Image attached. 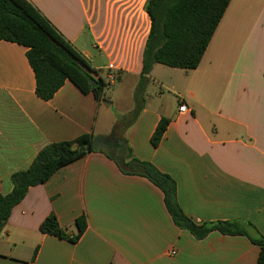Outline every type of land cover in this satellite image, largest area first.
<instances>
[{"label":"crops","instance_id":"obj_1","mask_svg":"<svg viewBox=\"0 0 264 264\" xmlns=\"http://www.w3.org/2000/svg\"><path fill=\"white\" fill-rule=\"evenodd\" d=\"M30 1L104 81L112 74L115 82L103 89L110 104L69 80L44 101L28 49L0 40V194L13 191L12 177L46 146L113 136L174 179L178 204L195 222H239L264 236V0H231L198 68L155 65L129 126L122 122L135 107L148 0ZM163 118L170 124L154 147ZM51 213L70 233L85 215L86 232L76 243L41 233ZM259 255L248 236L214 231L198 239L178 226L163 191L124 173L104 149L31 187L0 233V264H258Z\"/></svg>","mask_w":264,"mask_h":264},{"label":"trees","instance_id":"obj_2","mask_svg":"<svg viewBox=\"0 0 264 264\" xmlns=\"http://www.w3.org/2000/svg\"><path fill=\"white\" fill-rule=\"evenodd\" d=\"M231 0H148L145 10L151 20L149 38L143 54V69L134 93V110L125 117L126 126L139 117L145 105V90L157 64L184 70L198 68ZM0 40L26 47L27 58L36 79V94L51 100L71 81L84 94L94 93L104 100L105 81L83 56L32 4L30 0H0ZM92 81L98 85L94 88ZM125 119V120H126ZM170 124L163 118L152 136V145L158 147ZM94 137L85 134L72 141L53 143L42 149L31 166L12 177L13 191L0 194V233L5 228L12 210L26 197L29 189L44 184L60 168L94 152ZM108 156L128 175L148 178L164 193L165 203L176 224L203 239L218 231L228 235L248 236L260 247L258 264H264V236H251L239 222L199 224L188 217L177 200V185L172 177L159 171L153 164L134 157L125 141L116 145ZM76 232L70 233L59 225L51 213L40 226L43 234L71 243L78 242L87 230L85 215L75 221ZM39 248L34 252L35 260Z\"/></svg>","mask_w":264,"mask_h":264},{"label":"water","instance_id":"obj_3","mask_svg":"<svg viewBox=\"0 0 264 264\" xmlns=\"http://www.w3.org/2000/svg\"><path fill=\"white\" fill-rule=\"evenodd\" d=\"M98 85L96 81H92V86L95 88ZM104 104H110V101L104 99ZM123 141L120 139H114L113 136H96L93 139L92 148L93 150H107L108 152H112L114 146L123 145Z\"/></svg>","mask_w":264,"mask_h":264},{"label":"built area","instance_id":"obj_4","mask_svg":"<svg viewBox=\"0 0 264 264\" xmlns=\"http://www.w3.org/2000/svg\"><path fill=\"white\" fill-rule=\"evenodd\" d=\"M114 82H115V76L112 75V74L109 75L107 77V80L105 81V87L113 85ZM179 112L180 113H186L187 112V105L186 104H181L180 107H179Z\"/></svg>","mask_w":264,"mask_h":264},{"label":"rangeland","instance_id":"obj_5","mask_svg":"<svg viewBox=\"0 0 264 264\" xmlns=\"http://www.w3.org/2000/svg\"><path fill=\"white\" fill-rule=\"evenodd\" d=\"M109 93V89L108 88H106L104 91H103V94H104V98H106L105 96H107V94ZM126 122H127V119L125 120V121H123L122 123L124 124H126Z\"/></svg>","mask_w":264,"mask_h":264},{"label":"flooded vegetation","instance_id":"obj_6","mask_svg":"<svg viewBox=\"0 0 264 264\" xmlns=\"http://www.w3.org/2000/svg\"><path fill=\"white\" fill-rule=\"evenodd\" d=\"M114 139H116V137H114Z\"/></svg>","mask_w":264,"mask_h":264}]
</instances>
